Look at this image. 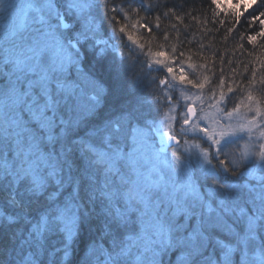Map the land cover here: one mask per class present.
<instances>
[{
	"label": "snow or ice",
	"instance_id": "1",
	"mask_svg": "<svg viewBox=\"0 0 264 264\" xmlns=\"http://www.w3.org/2000/svg\"><path fill=\"white\" fill-rule=\"evenodd\" d=\"M186 17L160 0H0V264H73L78 246L77 264H264V72L245 63L237 82L221 55L216 78L202 42L181 50L159 31ZM129 28L148 32L143 63L111 54ZM205 95L215 113L198 109Z\"/></svg>",
	"mask_w": 264,
	"mask_h": 264
},
{
	"label": "trees",
	"instance_id": "2",
	"mask_svg": "<svg viewBox=\"0 0 264 264\" xmlns=\"http://www.w3.org/2000/svg\"><path fill=\"white\" fill-rule=\"evenodd\" d=\"M240 2L238 0H232L230 4L224 2V0H218L219 7L212 4V0H160L161 10H163V5L167 4L169 7L172 4H183L185 10L190 13L192 16L197 17V20H192L190 17H186L184 23H179L174 20L163 19L161 20V30L168 29L173 37L179 35V41L173 39L169 41L171 43H179L182 45L181 50H186L191 48L193 52H199V43H203L205 48L203 50V56L206 58L209 67L212 66L213 60L215 63L216 78L219 77V67L220 59L219 57L223 55L225 63L223 65L224 74L228 77H232L237 82L245 79L246 76H250L249 73H244L243 64L247 63L249 69L253 66L257 68L258 75L261 72H264V69H260L259 65L255 63L256 58L259 57L264 59V37H258L256 44L252 45L247 41V35H255L256 32L264 30V24L261 21H264V0H249L246 2ZM219 12V17L217 23H208L206 27L212 29V31L205 32L204 27L201 21L207 17L209 21L213 19V12ZM159 12L153 13H141V15H147L149 20L152 21V24H155L153 17L159 15ZM239 16V20L236 21V17ZM219 21H225L224 24H221ZM177 23L179 32H172L170 24ZM187 25V27H185ZM105 26L108 28L109 34H111L113 25L110 20L105 21ZM117 28L119 25L116 26ZM227 27H234V32L228 36L227 40H224L225 29ZM216 29H219L216 31ZM159 31L153 29L154 35H159ZM244 34V39L241 41L239 39L240 34ZM128 34H131L133 40H136L137 43L133 44L132 41L128 39ZM148 37V32L142 28L127 29L125 34L117 32L116 39L114 43L117 45L118 53L128 54L129 51L134 52L135 55L139 56L141 63L148 58V52L140 53L137 48V44L146 42ZM143 38V39H141ZM191 40L192 43L189 44L188 41ZM157 43H164L162 40L153 41L151 51L154 52L158 49L156 47ZM243 43L244 51L241 52L237 45ZM111 52V51H110ZM249 53H252L249 56ZM118 59V58H117ZM154 59V57H152ZM228 60H231L232 63H227ZM205 60H201L199 55L194 56L192 63L200 64L204 63ZM170 63V62H169ZM189 62L185 61L187 66ZM139 67V65H138ZM179 70V65L175 66ZM155 68V66H154ZM236 69V76H232V69ZM196 71H203V69H197ZM186 74L190 77L193 76L194 70L186 67ZM152 76L154 78H166V70L158 72L153 71ZM127 87V85H125ZM160 89H163L160 86ZM161 94V91L158 90V95ZM238 95V93H237ZM161 96V95H160ZM233 98L236 99L234 95ZM83 256V250L79 246L77 247L76 252L71 257L73 264H77V261ZM174 258V257H173Z\"/></svg>",
	"mask_w": 264,
	"mask_h": 264
},
{
	"label": "rangeland",
	"instance_id": "3",
	"mask_svg": "<svg viewBox=\"0 0 264 264\" xmlns=\"http://www.w3.org/2000/svg\"><path fill=\"white\" fill-rule=\"evenodd\" d=\"M232 0H224V2H226V3H228V4H230V3H232L231 2ZM239 2L241 1V0H238ZM249 0H243L242 2H246V4L247 3H249L248 2ZM111 51V50H110ZM112 55H114L116 58H120V56H121V53H118V51H117V49L115 50V52H113V53H111ZM179 74V72H178V70H177V75ZM166 78H168L167 76H166ZM161 87L163 88L164 86L163 85H161ZM196 90H192V92H195ZM180 92H181V88H180V86H178L177 87V91H176V96L177 97H179V94H180ZM161 97H163V92H161ZM180 98V103H181V105L184 103V100H183V98L182 97H179ZM233 99H235V98H233ZM210 100H209V97L207 96V95H205V101H204V104L203 105H199L198 104V109L200 108V107H202L203 109H204V111L205 112H209V113H215V110L213 109V108H211L210 106H209V104H210ZM227 107L230 109L231 107H232V102L231 101H229L228 102V104H227ZM168 111V104H167V101H165V100H163V98H162V101H161V112L162 113H165V112H167ZM246 112V110L244 109V108H241V113H245ZM250 115V114H249ZM233 123H237V122H242V121H239L238 119H236V120H233L232 121ZM209 123H210V121H209ZM189 139H190V137H189ZM248 143V140H247V136L245 135L244 136V139H242V140H240L239 142H238V145L236 146V149H235V154H234V158L235 157H238L239 156V153L241 152V151H243L244 150V148H245V146H246V144ZM159 145H158V142H157V147H158ZM202 146H204V147H206L207 145L206 144H202ZM174 147V146H173ZM188 147V145H186V144H184V142H183V140L181 141V146H180V150L177 152V154L178 155H181L182 156V158H183V156L186 154L185 152H184V149H186ZM172 150H173V148H168L166 151L169 153V155L171 154V152H172Z\"/></svg>",
	"mask_w": 264,
	"mask_h": 264
},
{
	"label": "water",
	"instance_id": "4",
	"mask_svg": "<svg viewBox=\"0 0 264 264\" xmlns=\"http://www.w3.org/2000/svg\"><path fill=\"white\" fill-rule=\"evenodd\" d=\"M170 143H172V142H170ZM174 146V145H173Z\"/></svg>",
	"mask_w": 264,
	"mask_h": 264
}]
</instances>
